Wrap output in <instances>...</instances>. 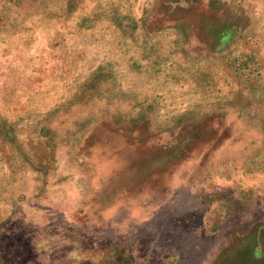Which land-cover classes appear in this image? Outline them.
<instances>
[{
	"label": "rangeland",
	"instance_id": "374dc122",
	"mask_svg": "<svg viewBox=\"0 0 264 264\" xmlns=\"http://www.w3.org/2000/svg\"><path fill=\"white\" fill-rule=\"evenodd\" d=\"M8 264H264V0H0Z\"/></svg>",
	"mask_w": 264,
	"mask_h": 264
},
{
	"label": "crops",
	"instance_id": "0c3cea01",
	"mask_svg": "<svg viewBox=\"0 0 264 264\" xmlns=\"http://www.w3.org/2000/svg\"><path fill=\"white\" fill-rule=\"evenodd\" d=\"M9 255L11 256L13 254L11 253L10 250L7 249V247H0V264H8ZM68 262L69 261H67L66 264H69Z\"/></svg>",
	"mask_w": 264,
	"mask_h": 264
}]
</instances>
